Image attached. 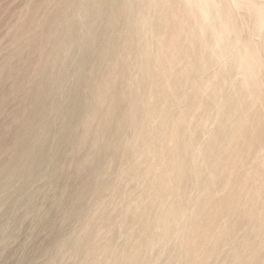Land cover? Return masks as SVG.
<instances>
[{"label": "clouds", "instance_id": "clouds-1", "mask_svg": "<svg viewBox=\"0 0 264 264\" xmlns=\"http://www.w3.org/2000/svg\"><path fill=\"white\" fill-rule=\"evenodd\" d=\"M0 264H264V0H28Z\"/></svg>", "mask_w": 264, "mask_h": 264}, {"label": "rangeland", "instance_id": "rangeland-1", "mask_svg": "<svg viewBox=\"0 0 264 264\" xmlns=\"http://www.w3.org/2000/svg\"><path fill=\"white\" fill-rule=\"evenodd\" d=\"M27 4L28 0H0V35L21 20Z\"/></svg>", "mask_w": 264, "mask_h": 264}, {"label": "bare ground", "instance_id": "bare-ground-1", "mask_svg": "<svg viewBox=\"0 0 264 264\" xmlns=\"http://www.w3.org/2000/svg\"><path fill=\"white\" fill-rule=\"evenodd\" d=\"M22 15H23V14H22ZM24 15H25V14H24ZM24 15H23V16H24Z\"/></svg>", "mask_w": 264, "mask_h": 264}]
</instances>
